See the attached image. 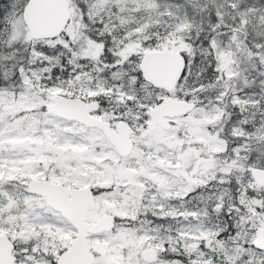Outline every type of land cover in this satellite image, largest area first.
<instances>
[{
	"label": "snow or ice",
	"instance_id": "1",
	"mask_svg": "<svg viewBox=\"0 0 264 264\" xmlns=\"http://www.w3.org/2000/svg\"><path fill=\"white\" fill-rule=\"evenodd\" d=\"M0 264H264V0H0Z\"/></svg>",
	"mask_w": 264,
	"mask_h": 264
}]
</instances>
